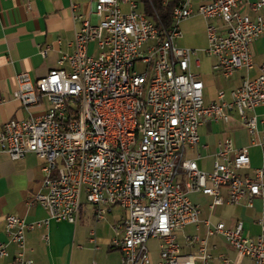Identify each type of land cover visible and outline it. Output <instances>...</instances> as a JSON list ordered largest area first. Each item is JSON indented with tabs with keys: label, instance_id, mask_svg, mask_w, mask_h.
<instances>
[{
	"label": "built area",
	"instance_id": "obj_1",
	"mask_svg": "<svg viewBox=\"0 0 264 264\" xmlns=\"http://www.w3.org/2000/svg\"><path fill=\"white\" fill-rule=\"evenodd\" d=\"M159 1L162 6L178 3L173 29H166L152 0H92L95 20L81 22L72 54L61 56L56 68L35 81L27 72L16 74L13 97L22 108L45 107L39 115L29 113L26 118L3 122L0 152L13 160L26 153L43 160L41 188L30 204H40L50 219L74 223L82 196L95 222L110 207H119L123 214L113 226L117 236L111 245L127 250L130 264H194L196 260L208 264L205 240L193 237L199 242L195 253H182L176 240V231L199 222V206L188 195L208 196L210 210L242 200L251 206L257 197L261 217L255 236L243 233L240 220L232 227L223 222L210 227L203 222L208 235L222 236L235 251V264L243 257L252 264H264V133L257 137L254 113L264 105V65L258 75L245 77L232 88L229 100L224 91H218L215 101L204 103V84L190 69L198 50L175 43L181 36L179 23L201 16L206 21L207 40L202 51L214 58L213 70L224 78L235 70H248L252 67L250 46L264 36V13L251 18L242 8L247 5L259 12L264 0L250 4L246 0H202L195 7L190 0ZM90 43L94 44L92 52ZM148 56H157V67L147 101L139 102ZM232 110L250 144L261 148V163L252 177L238 173L250 166L246 147L235 148L227 136L219 142L209 171L185 156L186 149L198 143L199 125L226 122ZM133 112H141L138 144L129 143ZM122 222H129L128 233H120ZM40 224L6 215L8 240L0 242V258L8 256L7 246L12 243L16 250L11 264H29L24 257L25 233ZM152 239L157 241L155 262L148 246Z\"/></svg>",
	"mask_w": 264,
	"mask_h": 264
},
{
	"label": "crops",
	"instance_id": "obj_2",
	"mask_svg": "<svg viewBox=\"0 0 264 264\" xmlns=\"http://www.w3.org/2000/svg\"><path fill=\"white\" fill-rule=\"evenodd\" d=\"M190 1L193 7L202 2ZM246 1L250 4L256 0ZM92 8V0H0V126L11 118H26L29 113L39 115L44 110L45 106L41 104L27 111L13 97V91L17 89L16 74L27 72L31 80L35 81L56 68L61 56L73 53L75 32L81 22L85 19L95 20ZM242 11L254 18L257 13H264V6L255 12L246 5ZM216 23L221 25L218 20ZM250 53L252 67L235 70L227 78L213 70L214 58L210 56L211 73L205 76L196 73L204 84V103L215 101L218 91H224L225 99L229 100V91L239 86L243 78L259 74L264 65V36L252 42ZM193 65H200L198 58L194 61L191 59V71ZM63 67H67V63ZM254 113L258 119L257 137L262 138L264 105L256 107ZM198 136L197 145L186 149L185 156L195 160L202 170H211L219 142L224 136L232 140L235 148L247 149L250 166L238 171L241 176L252 177L255 168L261 163V148L250 144L249 136L234 110L226 122L208 121L199 125ZM42 166L43 160L33 153L13 160L6 152H0V242L8 240L4 231L5 216L14 214L27 222H41L40 226L25 233L24 257L30 260L29 264H90L92 261L98 264H122L120 250L111 245V240L117 236L113 226L120 220L122 210L112 206L101 221L95 222L91 206L82 198L80 212L74 223L50 219L47 210L40 204H30L33 195L41 188L44 177ZM222 194L225 197V189ZM188 196L199 206L200 214L199 222L186 224L176 231L181 252L195 253L199 242L193 237L197 236L199 240H205L210 254L208 264H235V251L222 236L208 235L203 221H207L210 227L217 222L232 227L240 220L243 233L255 236L260 230V199L253 198L251 206L242 200L235 205L223 203L210 210L208 196L200 193H190ZM148 246L152 261L155 262L158 257L157 241L149 240ZM7 249L8 256L0 258V264H11L13 261L15 245L10 243ZM223 257L227 262L222 260ZM194 264L202 263L196 260ZM239 264L252 262L243 257Z\"/></svg>",
	"mask_w": 264,
	"mask_h": 264
},
{
	"label": "rangeland",
	"instance_id": "obj_3",
	"mask_svg": "<svg viewBox=\"0 0 264 264\" xmlns=\"http://www.w3.org/2000/svg\"><path fill=\"white\" fill-rule=\"evenodd\" d=\"M179 28L181 37L175 41L176 45L181 48L188 47L198 50L197 54L192 57V61L198 58L200 65L198 67H194L193 65V72L202 74L203 76L210 74L212 57L207 56L202 51L207 46L206 21L201 16H192L182 20L179 23ZM92 49L93 43L90 45V52H92ZM137 69L140 70L141 67L137 66Z\"/></svg>",
	"mask_w": 264,
	"mask_h": 264
},
{
	"label": "bare ground",
	"instance_id": "obj_4",
	"mask_svg": "<svg viewBox=\"0 0 264 264\" xmlns=\"http://www.w3.org/2000/svg\"><path fill=\"white\" fill-rule=\"evenodd\" d=\"M173 6L171 19L172 24L170 26L166 25V29H173L175 26V15L178 11V3H171ZM169 5V6H170ZM157 67V56H148L146 64H145V72L146 74L143 77V87L139 93V102H146L147 95H149L152 91L153 86V73ZM141 122V112H133L130 118V126H129V143L130 144H138L140 140V130L137 128L140 126ZM120 229L122 233H128L129 231V222H122L120 224ZM122 254L121 262L122 264H130V258L127 250H120Z\"/></svg>",
	"mask_w": 264,
	"mask_h": 264
},
{
	"label": "trees",
	"instance_id": "obj_5",
	"mask_svg": "<svg viewBox=\"0 0 264 264\" xmlns=\"http://www.w3.org/2000/svg\"><path fill=\"white\" fill-rule=\"evenodd\" d=\"M153 4H154V10L156 12V15L163 20V22L167 25L170 26L172 24V19H171V14H172V9L173 6H162L160 4L159 0H152ZM147 12L150 13L149 10H147Z\"/></svg>",
	"mask_w": 264,
	"mask_h": 264
}]
</instances>
